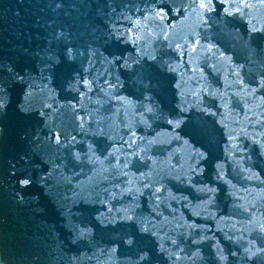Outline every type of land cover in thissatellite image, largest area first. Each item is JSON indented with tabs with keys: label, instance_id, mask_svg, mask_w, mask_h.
Wrapping results in <instances>:
<instances>
[{
	"label": "water",
	"instance_id": "1",
	"mask_svg": "<svg viewBox=\"0 0 264 264\" xmlns=\"http://www.w3.org/2000/svg\"><path fill=\"white\" fill-rule=\"evenodd\" d=\"M0 264H264V0H0Z\"/></svg>",
	"mask_w": 264,
	"mask_h": 264
}]
</instances>
